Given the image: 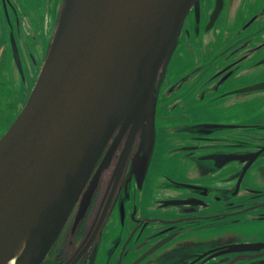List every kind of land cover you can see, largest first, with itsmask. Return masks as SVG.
Instances as JSON below:
<instances>
[{"label":"flooded vegetation","instance_id":"1","mask_svg":"<svg viewBox=\"0 0 264 264\" xmlns=\"http://www.w3.org/2000/svg\"><path fill=\"white\" fill-rule=\"evenodd\" d=\"M59 2L0 0V137L37 79ZM124 150L106 145L41 264H264V0L189 10L142 181L137 145Z\"/></svg>","mask_w":264,"mask_h":264},{"label":"water","instance_id":"2","mask_svg":"<svg viewBox=\"0 0 264 264\" xmlns=\"http://www.w3.org/2000/svg\"><path fill=\"white\" fill-rule=\"evenodd\" d=\"M198 2L60 0L37 79L0 137V264H41L110 141L125 156L137 145L132 173L143 180L159 87Z\"/></svg>","mask_w":264,"mask_h":264},{"label":"bare ground","instance_id":"3","mask_svg":"<svg viewBox=\"0 0 264 264\" xmlns=\"http://www.w3.org/2000/svg\"><path fill=\"white\" fill-rule=\"evenodd\" d=\"M9 264H14V260H11V261L9 262Z\"/></svg>","mask_w":264,"mask_h":264},{"label":"rangeland","instance_id":"4","mask_svg":"<svg viewBox=\"0 0 264 264\" xmlns=\"http://www.w3.org/2000/svg\"><path fill=\"white\" fill-rule=\"evenodd\" d=\"M150 190L149 189H147V192H149Z\"/></svg>","mask_w":264,"mask_h":264}]
</instances>
